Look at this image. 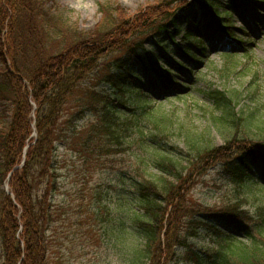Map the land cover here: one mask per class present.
Listing matches in <instances>:
<instances>
[{
  "label": "trees",
  "instance_id": "trees-1",
  "mask_svg": "<svg viewBox=\"0 0 264 264\" xmlns=\"http://www.w3.org/2000/svg\"><path fill=\"white\" fill-rule=\"evenodd\" d=\"M202 10L227 35L224 45L239 48L219 0H154L132 14L100 3L90 33L45 10L44 0H0V101L11 112L0 128V178L8 185L0 191V264H51V238L90 219L120 245L122 264H264V193L246 195L248 184L264 189L253 174L256 163L264 166V114L244 112L238 93L209 85L199 92L213 112L198 128L154 108L140 88L143 73L168 86H178L177 74L198 73L205 46L194 32ZM146 41L175 47L176 56L150 53ZM60 146L80 161L84 182L112 175L92 186L91 201L81 186L77 202H55ZM212 169L233 183L234 201L194 197ZM110 194L124 219L113 214ZM247 198L254 213L244 207Z\"/></svg>",
  "mask_w": 264,
  "mask_h": 264
},
{
  "label": "rangeland",
  "instance_id": "rangeland-1",
  "mask_svg": "<svg viewBox=\"0 0 264 264\" xmlns=\"http://www.w3.org/2000/svg\"><path fill=\"white\" fill-rule=\"evenodd\" d=\"M154 0H44L45 10L51 11L57 17L79 31L90 33L99 21L101 14L99 4L117 2L128 13H134L139 7ZM221 5L227 6L230 11L227 19L232 21V32L235 40L240 41V47L225 46L226 35L214 22L213 15L202 10L196 14L198 29L194 32L196 38L203 41L205 57L201 64L196 66V75L177 74L178 86H168L163 83L158 75L152 72L143 73L140 78V88L150 99L153 107L165 112L174 110L175 114L182 115L185 123L203 128L209 124L210 114L213 107L202 96L199 90H207L209 85L220 91L232 94L238 93V108L244 112L256 109L259 114H264V0H219ZM193 16L184 25V29L190 28ZM176 42L182 46H192L180 37ZM145 47L150 53H159L166 57L174 58L175 47L171 50H163L158 41H146ZM200 47H195L198 58L202 54L198 52ZM197 51V52H196ZM226 53H236L226 56ZM158 65L168 67L158 60ZM229 71L226 72L225 69ZM197 77V78H195ZM181 87V88H180ZM184 95V96H181ZM160 103V104H159ZM5 102L0 101V128L10 119V108L7 109ZM7 109V110H6ZM88 116L83 122L87 121ZM150 128V127H149ZM215 145L223 142L221 133L212 129ZM177 145H183L179 140ZM57 165L59 166L60 191L55 194V202H77L79 200L76 190L84 188V202L91 201L92 186L95 183H105L113 179L111 174L95 173L85 178L81 174V163L71 151L64 150L62 146L57 152ZM255 181L260 180L264 185V166L256 163L253 166ZM109 181V182H110ZM91 185V191L87 194L85 187ZM112 184V183H111ZM113 185V184H112ZM106 188V186H103ZM233 183L222 178L216 169H212L194 190V197L209 204H221L234 201ZM8 190L7 183L0 178V191ZM246 195L264 193V189L255 184H248ZM113 194V193H112ZM113 197V214L117 219H124L121 210L115 204L116 195ZM241 197L240 199H243ZM256 202L247 198L244 207L251 213L255 211ZM99 225L92 219L89 222L82 221L75 226L74 233L71 226L63 229L57 236L51 238L49 247V259L51 264H122L120 258V245H115L114 238L110 239L105 225ZM89 228V231H88ZM256 233V232H255ZM113 239V240H112ZM246 244L247 241L243 240ZM192 242L199 248L211 247L205 239H193Z\"/></svg>",
  "mask_w": 264,
  "mask_h": 264
}]
</instances>
